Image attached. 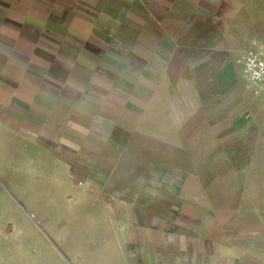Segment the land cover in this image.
I'll return each mask as SVG.
<instances>
[{"label": "rangeland", "instance_id": "1", "mask_svg": "<svg viewBox=\"0 0 264 264\" xmlns=\"http://www.w3.org/2000/svg\"><path fill=\"white\" fill-rule=\"evenodd\" d=\"M252 36L264 0H0V264H121L101 199L147 169L149 106L235 109L218 134L236 202L264 218V105L238 61ZM220 50L229 72H202Z\"/></svg>", "mask_w": 264, "mask_h": 264}, {"label": "crops", "instance_id": "2", "mask_svg": "<svg viewBox=\"0 0 264 264\" xmlns=\"http://www.w3.org/2000/svg\"><path fill=\"white\" fill-rule=\"evenodd\" d=\"M226 57L215 51L210 63H201L202 72L217 66L229 72L220 64ZM189 64L179 77L194 75ZM147 112L133 154L134 161L149 163L147 169L133 170L132 184L106 187L116 196L101 199L121 264H264V218L248 217L236 202L242 181L237 157L224 153L218 134L236 110L196 104L149 106Z\"/></svg>", "mask_w": 264, "mask_h": 264}, {"label": "built area", "instance_id": "3", "mask_svg": "<svg viewBox=\"0 0 264 264\" xmlns=\"http://www.w3.org/2000/svg\"><path fill=\"white\" fill-rule=\"evenodd\" d=\"M238 61L242 65L245 88L260 97L264 105V38L250 37Z\"/></svg>", "mask_w": 264, "mask_h": 264}, {"label": "bare ground", "instance_id": "4", "mask_svg": "<svg viewBox=\"0 0 264 264\" xmlns=\"http://www.w3.org/2000/svg\"><path fill=\"white\" fill-rule=\"evenodd\" d=\"M33 216V215H32ZM35 219V218H34ZM36 220V219H35Z\"/></svg>", "mask_w": 264, "mask_h": 264}]
</instances>
